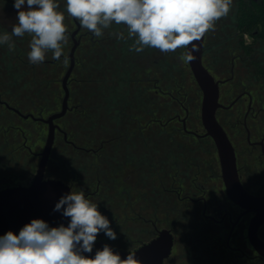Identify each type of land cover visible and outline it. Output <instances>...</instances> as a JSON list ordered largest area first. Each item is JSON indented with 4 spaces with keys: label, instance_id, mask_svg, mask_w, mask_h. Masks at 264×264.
<instances>
[{
    "label": "flooded vegetation",
    "instance_id": "obj_1",
    "mask_svg": "<svg viewBox=\"0 0 264 264\" xmlns=\"http://www.w3.org/2000/svg\"><path fill=\"white\" fill-rule=\"evenodd\" d=\"M61 2L64 3V0ZM238 2L239 0H234V22L230 23L233 28L230 30V27H225L223 30V32L230 30L231 38H237L241 34L235 27L237 25L235 17ZM71 20L74 29L68 30L66 33L67 44L70 43L69 50L65 52L64 47L60 58L64 61V57H67L68 68L69 53L74 38L77 46L73 53V69L67 81L69 95L66 113L69 109L70 99L69 82L74 68L78 66L80 48H86V40L91 41L93 45L92 52H89V59L94 60L95 58V36L87 29L82 28L76 18L72 17ZM113 25H116L115 22L110 29H113ZM121 26V30L127 37L126 26ZM76 29L78 30L72 38V33ZM5 30L10 31L11 29ZM255 34L256 32L248 34L251 38L249 43H243L240 38L237 48L234 49L238 52L230 54L229 41L231 38H226L223 33L222 39H219L220 44L215 49L214 64L217 62L215 70L213 67H204L212 76H217L216 79L213 77L218 82V103L220 106L217 108L215 116L233 148L239 184L252 197L263 199L264 78L258 75V71L260 68H264V40H255ZM206 35L207 33L203 41L202 60L203 56H206L207 48L212 46L210 43H208V47L204 44ZM244 35L242 33V36ZM126 40L129 39L126 38ZM130 40H134V38ZM242 46L248 48L244 49ZM117 47L111 49V56L107 61L109 68L117 65L123 67L129 64L128 59L123 56L124 50ZM127 50L125 53L129 52L130 48ZM176 53L177 50L174 52L175 56ZM137 54V59L134 61L135 67L139 69L136 80L142 84L139 96L142 100L150 99L153 104V113L150 114L153 118L148 119L150 123L144 124L143 127L147 130L152 128L153 133L150 135V140L147 141L142 138L144 132L138 135V139L124 141V146L133 149L132 152L137 155L135 157L138 160L137 168L135 170L133 164L125 163V161L122 172L126 171L127 174L130 171L131 173L124 176L121 181L113 183L116 193L120 188V209L125 214L126 221L130 217V213L137 211L139 225L145 232H143L142 239H139L137 247L151 241L161 230H168L172 235V248L170 255L164 260V264H264V257L259 254L256 244L259 242L264 245V221L257 226L255 234L250 236L249 228L252 220L257 216V212L241 207L227 196L215 145L212 139L205 134L201 120L200 132L188 126L190 115L188 108H184L183 116L174 115V118H177L179 122L174 126L179 128L184 135V139L179 141L183 144L179 151L188 156H183V160L179 162H171L174 166L162 169L160 154L161 104L162 100H168L171 91L167 92L166 89H162L161 83L163 78V82L169 83L168 87L172 89L174 64L170 67L171 73L168 76L161 69L162 52L159 49L145 46L144 50ZM256 56L259 58H255ZM208 57L209 55L206 57V64L211 63ZM67 68L64 70L63 76ZM63 76L58 80L62 92L59 110L64 96L61 86ZM0 106L16 113V110L1 100V96ZM34 118L40 119L41 117ZM28 119L41 122L32 118ZM58 120L54 122L57 126L54 140L56 134L61 131L57 124ZM44 125L47 129V125ZM168 126L170 129L172 128V125L168 124ZM147 144H151V148L150 146L146 147ZM27 149L31 155L34 154L32 147H27ZM35 155L40 158V153ZM145 158L151 159V164L149 160L146 163ZM145 164L147 165L145 166ZM64 183L70 187L71 192V185ZM110 191L113 192V190ZM148 193L153 196L151 206L145 201V196ZM91 194L92 192L85 193V197H90ZM260 210L264 214V204L260 206ZM262 217L264 219V215ZM146 233L149 236L145 237ZM174 251L175 255L173 256Z\"/></svg>",
    "mask_w": 264,
    "mask_h": 264
},
{
    "label": "trees",
    "instance_id": "obj_2",
    "mask_svg": "<svg viewBox=\"0 0 264 264\" xmlns=\"http://www.w3.org/2000/svg\"><path fill=\"white\" fill-rule=\"evenodd\" d=\"M61 1L55 0L59 5L57 11L65 15L64 24L68 31L66 0L64 3ZM235 22V27L240 32H256L255 40H264V0H239ZM112 28L104 29L101 38L95 37L94 60L89 59V52H92L93 47L91 41L86 40V48H80L78 66L74 68L69 82V109L57 121L61 131L56 134L45 172L50 178L70 184L72 191L83 190L84 194L92 192L87 198L98 204V210L109 219L113 230L121 233L120 225L122 221H126L125 214L123 218H116L111 222L112 217L118 216L112 214L116 211L117 196L113 183L120 181L125 161L133 164L132 167L136 170L137 155L132 152L133 149L124 146V141L138 139L141 132H144L142 138L145 141L150 140L152 128L147 130L143 125L150 123L148 119L153 118L150 115L153 113V104L150 99L142 100L139 96L142 84L136 80L139 69L135 67L134 61L137 59V52L130 50L125 53L135 39H117L113 33L121 32L122 26L113 25ZM30 41V38L14 37V50H9L6 44H0V96L3 102L21 114L29 113L34 117L46 118L60 108L62 92L57 83L60 73L67 67H64L65 63L61 59L53 60L51 51L46 53L44 62L38 65L30 63ZM69 46L70 43L63 46L65 52ZM116 46L124 50L123 56L128 59L129 64L109 68L107 61L111 56V49ZM82 51L85 53L82 54ZM178 56L180 58V54ZM161 64L162 71L169 76L173 65L165 59ZM258 75L264 78V68L259 69ZM163 81L162 78V89L171 91V95L168 100H162L161 104L162 169L174 166L171 162H179L187 155L179 151L183 145L179 141L184 139V135L174 126L179 124L174 117L183 116L181 114L187 108L181 100V88L174 80L172 89L168 87L169 83ZM168 124L172 125L171 129ZM44 128L46 126L43 122L24 119L0 106V160L11 159L17 162L34 156L36 153L31 155L28 152L27 147L31 148L28 141L33 138V131L37 132L36 137L42 141ZM147 146L151 148V144ZM147 160L151 164V159L145 158L146 163ZM0 164L5 165L2 161ZM145 197L146 203L151 206L152 194L148 193ZM120 204L117 206L119 209ZM131 214L132 217H128L127 221L131 220L135 224L137 232L134 239H142L144 230L139 225L137 211ZM147 236L149 235L146 233L145 237Z\"/></svg>",
    "mask_w": 264,
    "mask_h": 264
},
{
    "label": "clouds",
    "instance_id": "obj_3",
    "mask_svg": "<svg viewBox=\"0 0 264 264\" xmlns=\"http://www.w3.org/2000/svg\"><path fill=\"white\" fill-rule=\"evenodd\" d=\"M232 4L233 0H66V9L96 38L113 22L126 26L127 37L123 31L113 34L117 39L134 38L130 50L137 53L145 46L169 53L191 45L180 57L189 62L199 50L194 42L213 31L216 22L228 16ZM13 7L17 23L10 34H0V44L14 50L13 38L29 34L30 63L44 62L48 51L53 60H59L68 37L64 14L57 11L55 0H14ZM63 62L67 64L66 56ZM53 210L70 218L68 225L50 227L42 219H33L18 235L9 231L0 236V264H141L135 252L129 251L122 259L108 244L94 258L85 255L93 252L99 233L110 240H116L117 234L83 190L63 195Z\"/></svg>",
    "mask_w": 264,
    "mask_h": 264
},
{
    "label": "water",
    "instance_id": "obj_4",
    "mask_svg": "<svg viewBox=\"0 0 264 264\" xmlns=\"http://www.w3.org/2000/svg\"><path fill=\"white\" fill-rule=\"evenodd\" d=\"M76 26L78 27L77 23ZM77 30L73 31L72 38ZM203 41L204 37L200 41L194 42L199 50L193 53L195 59L187 62L192 77L202 96L200 120L205 134L212 139L215 145L227 196L231 201L241 207L256 210L257 212V216L252 220L249 228V234L251 236L255 234L257 226L264 221L262 217L264 214L260 210V206L264 204V198L252 197L239 184L233 148L226 133L216 120L215 113L220 106L218 103V82L215 81L214 77L202 63ZM76 46L77 42L73 38V45L69 53L70 64L61 81L64 92L61 109L45 119H36L32 115H21L16 111L24 119L32 118L33 120H39L46 124L47 134L31 182L25 186L18 185L0 190V236H3L9 231L18 235L21 228L29 224L33 219H42L50 227H58L60 224L67 226L69 223L70 218L63 217L61 212L54 211L53 209L63 195L70 193V187L61 180L46 178L45 169L57 129L54 122L62 118L67 110L69 95L67 81L73 69V53ZM190 48L191 45H189L188 49H185V52ZM250 240L253 241V239ZM105 244L108 243L96 241L93 252L85 253V255L89 258H94L96 251L102 250ZM256 244L259 254L264 257V245L259 242H256ZM109 246L114 252L119 253L122 259L126 258L129 252L115 249L111 245ZM171 248L172 235L168 230H161L151 241L131 251L136 253V258L141 264H164V260L170 255Z\"/></svg>",
    "mask_w": 264,
    "mask_h": 264
},
{
    "label": "rangeland",
    "instance_id": "obj_5",
    "mask_svg": "<svg viewBox=\"0 0 264 264\" xmlns=\"http://www.w3.org/2000/svg\"><path fill=\"white\" fill-rule=\"evenodd\" d=\"M14 0H0V34H3L5 29H12L13 25L17 23V10L14 9L13 7ZM234 0L233 4L230 7V11L227 17L221 18L219 21L216 22L215 24V29L213 31L207 32L206 35V40H205V45L208 47V43L210 45L212 44V48H207L208 50L206 51V56H203V65L210 68L213 67L215 70L217 66V62L214 64V59H215V49L217 46H219V39H222V34H225L226 38H231L232 33H230L231 28L233 26L230 24L231 22H234L233 17H234ZM24 8L27 9V4L25 3ZM71 16H68V28L69 31H72L74 29L73 22L71 20ZM225 27H230V30L227 32H223ZM11 31V30H10ZM245 35L242 36L241 34L238 35L237 38H231L229 41L230 44V54H236L238 50H234L237 48V42L240 38H242L243 43H249L251 42V38L247 33H244ZM25 38H30L31 36L29 34H25ZM21 37V38H24ZM69 50V48H68ZM210 50V51H209ZM185 53L184 48H178L176 56L174 52H169V53H164L162 54L161 62L163 63L164 59L167 61L169 64H176V70L173 72V80L175 81L176 85H179L181 88V100L183 104L189 108L190 115L188 118V126L195 130V131H201V124H200V103H201V92L198 89L191 72L189 70V67L187 65V62L182 61L179 58L182 56V54ZM209 55L208 59L211 61L210 64H206V57ZM164 57V58H163ZM254 57V56H252ZM259 58V57H255ZM175 59V61H174ZM209 65V66H208ZM64 67H67V64H64ZM65 69V68H64ZM62 71L59 75V79L63 76ZM212 73V71L210 70ZM213 74V73H212ZM215 79L217 78L216 75H213ZM57 87L60 88V84L57 83ZM61 100V96H60ZM183 115V114H181ZM36 131H33L32 134H34L33 138L28 141V145L32 147V151L34 153H40L43 149L44 146V140L47 134V129L44 128V136L43 140L40 141L38 140V137H36ZM23 158V157H22ZM11 160V159H10ZM9 159L7 160H0L2 161L5 165L0 164V189L9 187V186H18V185H28L30 181L32 180L35 170L37 168V164L39 161V156L34 155L31 158H26L25 161L23 160H18L16 161H10ZM131 172L128 171L127 174H130ZM126 171L122 172L120 175V181L123 179L124 176L127 175ZM46 178H49L50 176L46 173L45 174ZM130 186V185H129ZM120 188L117 192L116 196V209L115 206L113 209L114 211L112 214L113 216L116 214L118 216L112 217L111 222L115 221L116 218L119 220L123 218L124 213L119 209L118 203H121V199L119 198L121 194H119ZM113 194V193H112ZM119 210V211H118ZM130 217H132V214H129ZM122 225H120V230L122 231L119 233V231L116 233L117 234V239L116 240H110L107 238V236L101 232L98 234L97 240L96 241H104L113 246L115 249L119 250H132L136 248L139 244V239H134L136 238L135 233L137 232L134 228L135 224L133 221H122ZM111 227V226H110ZM138 226H136L137 228ZM112 228V227H111ZM113 229V228H112ZM175 255V251L173 252V256Z\"/></svg>",
    "mask_w": 264,
    "mask_h": 264
}]
</instances>
